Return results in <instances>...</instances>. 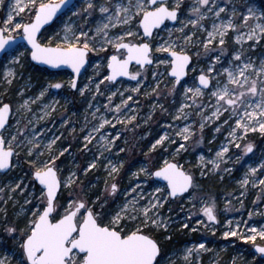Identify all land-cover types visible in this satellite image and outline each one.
<instances>
[{
	"label": "snow or ice",
	"instance_id": "snow-or-ice-1",
	"mask_svg": "<svg viewBox=\"0 0 264 264\" xmlns=\"http://www.w3.org/2000/svg\"><path fill=\"white\" fill-rule=\"evenodd\" d=\"M3 4L4 0H0V5ZM182 7L187 12L184 19H181ZM241 7L243 11L239 10L232 0H226L223 6L220 0H192L189 5H185V0H174L172 4L169 0H103L102 3H97V0H14L0 26V62H3L6 68L4 81L8 85L12 84L17 75L14 66L23 67L22 58L28 56L37 64L52 68H70L75 75L70 80L69 87L83 96L86 90H90L93 78L89 77V83L78 87L77 77L89 63L90 54L107 53L111 49V53L105 57L107 73L95 83L96 93L103 95L100 85L105 82L112 85L117 82L118 77H128L136 81V87L125 91L138 93L147 79L148 69L151 68L154 81L151 92L158 95L164 78H168L172 85L169 92H175L182 79L188 75L189 69L192 72L197 71L200 57L203 56L206 58L207 67L200 68L198 76L194 77L198 85H181L185 100H191L192 104L182 103L173 119H187L188 113L184 110L193 105L200 109L197 115L201 117V131L206 122L219 121L224 117L222 124L218 125L215 131L220 132L223 125H228L227 143L216 152V158L209 161L218 169L219 162H224L230 151L229 145L240 149V141L247 139L249 133L259 132L264 136V58L257 64L247 55L249 50L264 40V0H245ZM97 11L100 17L94 20L93 26L88 27ZM21 14L27 15L28 19L24 20ZM17 17L21 19L17 20ZM73 17L82 19L83 23L78 24ZM54 21H60L63 27L55 33V37H49L46 42H42L41 30ZM166 22L178 24L179 27H169ZM114 29L120 31L114 32ZM161 32H166V38L160 35ZM230 33L234 34L233 44L238 46L231 51L227 47ZM22 41H26L30 47H25ZM246 44L248 48H245ZM22 47L24 51H20ZM193 56L196 57V65L193 64ZM133 62L137 66L135 71L130 70ZM162 66L163 72L160 71ZM94 67L99 75L101 65L96 64ZM62 87L59 82L49 83L36 99L44 97L49 89ZM117 94L121 100L113 107V97ZM206 95L209 101L207 105L203 103ZM107 99L108 104H105L104 108L115 113V123L101 115L100 123L83 137L84 149L96 139L93 133L100 134L106 125L115 128L116 124H128L137 118L135 114L121 118L123 109L134 111L129 105V101L133 100L131 94L124 98V92L116 89ZM198 100L200 103H197ZM28 103L27 100L24 101L21 107L27 108ZM44 107L48 108L49 105ZM89 107L92 105L89 104ZM160 107L163 109V105ZM206 108L211 109L210 115L204 114ZM11 111L10 104L0 101V171H7L16 166L13 157H19L16 148L21 147L23 143H17L18 136L9 131ZM99 111L97 108L96 112ZM45 115L49 113L45 112ZM92 115L95 119L96 113L93 112ZM39 119L43 120L44 116ZM5 132L9 133L7 137ZM39 135L40 133L34 132L32 138L27 140L26 155L34 157L28 160L33 190L24 199V204L31 207L21 208V212L25 213L24 226L6 224L3 227L6 238L0 237V245L11 241L19 254L16 255L14 251L9 255L8 250L0 252V264H13V260L15 264H176V260L162 254L160 242L150 230H168L169 223L161 216L160 209L170 198L183 196L189 193V189L195 188L191 174L185 172L181 165L168 160L154 171L142 166L138 172H133L132 176L139 177L143 174L147 179L159 178L166 182L164 188L155 187L145 197L141 184L137 183L127 193L129 196L131 193L137 195L111 210L106 208V199L97 197L95 200H89L82 187L76 192L73 186L79 187V177L75 172L61 178L62 169L57 160L68 148L60 149L57 153L54 146L60 137L56 136L40 150L41 143L37 139ZM176 135L187 141L193 133L186 125ZM118 138V134L111 138L101 134L98 149L100 155L110 152ZM166 140L169 143L176 142L170 140L165 133L151 145L150 151L162 146ZM184 147V144L179 145V149ZM253 148V143L245 144L243 155L252 153ZM120 151L124 149L121 148ZM45 152L47 159H41ZM200 159L204 161V157ZM240 159L241 157H237V162ZM95 167L94 159L82 171L87 175ZM106 167L109 176L118 175L123 163L117 167L109 160ZM258 168L264 169V162L260 163ZM258 168L249 167L245 178L239 181L241 188L246 189L249 184L248 176H255ZM224 171L231 170L226 168ZM80 183L82 184V181ZM37 184L40 186L39 195L36 194ZM252 184L254 187L257 184L262 186L261 190L264 191V178L258 182L253 180ZM62 188L69 190L63 203L58 195ZM16 189H20L21 194L26 191L20 183H17L12 191ZM105 190L109 191L110 195H115L118 185L113 182L109 186L106 181ZM243 195L242 191L240 196ZM189 198L196 199L192 193H189ZM259 199L260 196H257V200ZM141 200L146 202L141 204ZM239 203L243 207V200H239ZM200 212L207 221L217 222L215 202L205 203ZM252 215V212L248 213L249 219ZM241 223L248 225L247 221H239L233 228L232 221H227L229 230L225 231L223 236L238 237L245 243H251L254 249L253 258L255 259L256 253L260 254L259 264H264V244L257 243L258 239L264 241V225L259 228L248 226L245 234L239 231ZM197 224L204 222L197 220ZM181 227L187 229L189 224L183 223ZM191 230L197 231L196 228ZM201 250L211 251L204 243L186 248L182 257L184 264H192V253L195 251L199 254ZM232 264H236L235 257Z\"/></svg>",
	"mask_w": 264,
	"mask_h": 264
},
{
	"label": "rangeland",
	"instance_id": "rangeland-1",
	"mask_svg": "<svg viewBox=\"0 0 264 264\" xmlns=\"http://www.w3.org/2000/svg\"><path fill=\"white\" fill-rule=\"evenodd\" d=\"M13 2L14 0H4V4L0 5V26H2V21L9 11V5ZM102 2L103 0H97V3ZM173 2L174 0H169L170 4ZM191 2L192 0H185V5H189ZM225 2L226 0H220L221 6ZM232 2L236 4L239 10L243 11L241 6L245 3V0H232ZM181 12V19H184L187 15L186 9L182 7ZM21 17L24 20L28 19L25 14H21ZM21 17L16 19L19 20ZM99 17V12H95L87 26H93L94 20ZM73 20L78 24L83 23L82 19L76 17H73ZM166 23L169 27H179L178 24ZM208 26L210 27V22H208ZM62 27L63 24L56 21L41 35L42 42H46L49 37H55V33L60 31ZM113 31L119 32L120 30L114 29ZM160 35L166 38L167 34L161 32ZM233 35L230 33L228 37L227 47L229 51L238 47L233 44ZM252 43L248 42V44ZM248 44L245 45V48H248ZM23 45L28 47L25 43ZM20 51H24V48H20ZM110 53L111 49L107 53L90 54L89 66L84 75L81 76L78 87H83L84 84L89 83V77L93 78V82L90 84V90H86L83 96L80 95L79 91L69 87V82L73 78L71 72H52L47 68H40L32 63L28 56L22 58L23 67L20 65L14 66L17 75L12 84L8 85L4 81L6 68L4 63L0 62V101L12 106L9 131L18 136L17 143L23 142L21 147L16 148L19 157H13V163L16 166L8 170L6 174L0 172V189H3V191H0V237L6 238V233L3 232V227L6 224L15 223L18 227H23L25 213L21 212V208L22 206L25 209L31 207L24 204V199L33 190L28 160L34 157H28L26 152L27 140L31 139L33 133L36 132L40 133L37 136L38 141L41 143L40 150H43V146L56 136L60 137L54 146L57 153L60 149L68 148V151L57 160V164L62 169L60 172L61 178L75 172L79 177L77 182L79 187L77 185L73 186L76 192H79L80 187H82L89 200H95L97 197H100L101 200L106 199V208L111 210H115L126 199H131L132 196L137 195V193H131V196L127 194L137 183L141 184V190L144 192L145 197L155 187L164 188L166 182L158 181L155 177L147 179L143 174H140L139 177H133L132 173L138 172L142 166L154 171L162 166L165 160L181 165L183 170L194 178L195 188L191 189L189 193H192L196 199H190L189 193H186L175 199L170 198L160 209L161 216L169 223L168 230L152 229L150 231L160 242L162 254L176 260V264H184L182 257L185 254V249L204 243L205 247L211 249V251L201 250L199 254L194 251L190 257L192 264H197V261L199 264H232L234 257L236 258V264H259L261 257L255 254V259L253 258L254 249L251 243H245L238 237L225 238L223 233L229 230L227 224L229 220L232 221L231 227L233 228L237 222L247 221L248 225L241 223L239 229L245 234H247L248 226L259 228L264 225V191L261 190L262 186L257 184L254 187L252 184L253 180L258 182L259 179L264 178V169L258 168L259 164L264 162V136L259 132L249 133L247 139L240 141V149L235 148L234 145H229L230 151L226 155L225 161L219 162V168L215 169L209 161L214 160L216 152L227 143L229 126L223 125L221 131L216 132L215 128L221 125L223 120L221 122L208 121L205 123L203 131H201V117L197 115L200 109L195 105L184 110L188 113L187 119H173L182 103L192 104L191 100H185L183 87L198 85V81L194 77L198 76L200 68L207 67L206 58L200 57L196 72L189 69L187 78L181 82L183 87L178 85L175 92H169L172 85L168 78H164V82L160 84L159 94L152 93L151 89L154 87V81L151 68H149L147 79L141 86L140 92L125 91V89L136 87V81L122 79L112 85H109L108 82L101 84L100 92L103 93L101 95L95 92V83L99 82L103 75L107 73L105 57ZM247 55L251 56L258 64L260 59L264 58V40L249 50ZM96 64L101 65L99 75L96 74L94 67ZM193 64L196 65L195 56H193ZM136 68L137 66L133 64L131 70L135 71ZM160 71H164L163 66ZM57 82L62 83L63 87L61 89H49L44 97L39 100L36 99L40 91L47 87L49 83ZM26 85L28 86L26 87ZM116 89L124 92V98L129 94L133 96V100L129 101V105L134 111H130L128 108L123 109L121 118H124L125 115L135 114L136 120L128 124H116L115 128L106 125L100 134L93 133L96 139L88 145L87 149H84L85 141L83 137L100 123L99 117L101 115L115 123L113 119L115 113L108 112L104 105L108 104V95ZM21 91L23 94H21ZM146 92L150 94L146 95ZM205 92L207 93V90ZM188 95L190 96L191 93ZM26 100L29 102L27 108L21 107ZM120 100L121 97L117 94L113 97L111 106L114 107L115 104L120 103ZM208 102L206 95L203 98V103L207 105ZM197 103H200V100ZM89 104L92 107H89ZM45 105H49V107L45 108ZM154 105L155 107H153ZM160 105H163V109ZM97 108L100 109L99 112H96ZM210 111L211 109L206 108L204 114L210 115ZM45 112H48L49 115H45ZM93 112L96 113L95 119L92 115ZM149 115H151V119H149ZM41 116H44L43 120L39 119ZM186 125L190 127L193 135L187 141H184L176 133ZM165 133L168 134L170 140L176 142L169 143L166 140L162 146H157L156 150L150 151L151 145ZM101 134H106L109 138L119 135L111 151L104 152L102 156L98 151L99 136ZM8 135L9 133L5 132V136ZM249 142L254 145L253 152L245 156L243 155V147ZM180 144H184L185 147L179 149ZM121 148L124 151L121 152ZM177 149H179L178 153ZM96 157H99V159H96ZM201 157H204L203 162L200 159ZM237 157H241L238 162ZM41 159H47V152ZM94 159L96 160V167L85 175L82 170ZM109 160L117 167L120 166L121 162L123 163L118 175L109 176L108 167H106ZM249 167H257L258 172L254 177L252 175L248 176L249 184L246 189L241 188L239 181L245 178ZM226 168L231 171H224ZM106 181L109 186L113 182L118 185V191L115 195H110L109 191L105 190ZM17 183H20L21 187L26 189L23 194H21L20 189L12 191ZM214 183L216 190L212 191L207 188ZM68 191V189H61L59 196L61 203L65 202ZM242 191L244 195L240 196ZM36 194L39 195L38 184L36 185ZM257 196H260L259 200H257ZM239 200H243V207H241ZM228 201H231V203L229 204ZM145 202V200L140 201L141 204ZM212 202H215L217 222L207 221V218L200 212L205 203L211 204ZM249 212L253 213L251 219L248 216ZM197 220L203 221L204 224H197ZM183 223H188L189 228H182ZM204 225L208 226L205 227ZM192 228H196L197 231H192ZM165 237L171 238L166 239ZM257 243L264 244V241L258 239ZM5 250H8L9 255L14 251L16 255L19 254L18 250L13 248L11 241L6 245H0V252ZM13 264H15L14 260Z\"/></svg>",
	"mask_w": 264,
	"mask_h": 264
},
{
	"label": "water",
	"instance_id": "water-1",
	"mask_svg": "<svg viewBox=\"0 0 264 264\" xmlns=\"http://www.w3.org/2000/svg\"><path fill=\"white\" fill-rule=\"evenodd\" d=\"M55 22L56 21H54L52 24H50V25H46L42 30H41V33H40V36L44 33V31L47 29V28H49V27H51V26H53L54 24H55ZM170 24H173L172 22H169ZM18 39H19V37H18ZM22 43H25L26 45H27V42L26 41H22ZM28 46V45H27ZM28 47H30V46H28ZM32 63H34V64H36L37 66H39L40 68H44V69H48V70H50V71H52V72H57V71H69V72H71L72 74H73V76L75 75L73 72H72V70L70 69V68H68V67H66V66H61L60 68H52V67H50V66H47V65H43V64H37L36 62H33V61H31ZM89 63H90V60H89ZM89 63L85 66V68L84 69H82L81 70V74L79 75V77H77V85H79V80H80V78H81V76L82 75H84V73L86 72L85 70L87 69V67L89 66ZM133 64H134V62H133ZM132 67V66H131ZM131 70V69H130ZM187 78V76L186 77H184L183 79H182V81L181 82H183L185 79ZM122 79H125V80H130L128 77H118V79H117V82H119V81H121ZM117 82H115V83H117ZM73 90H75V89H73ZM11 109H12V106H11ZM11 115H12V111H11V114H10V117H9V121H10V119H11ZM10 170V169H9ZM1 173H4V174H6V173H8V170L7 171H0ZM156 180H160L161 182H165V181H163V180H161V179H159V178H156ZM39 186V185H38ZM40 187V186H39ZM191 189H189V191H190ZM186 194V193H185ZM58 195H60V194H58ZM184 195V194H183ZM179 197H181V196H179ZM177 198V197H176ZM175 199V198H174ZM258 256H260V254H258V253H256ZM261 257V256H260Z\"/></svg>",
	"mask_w": 264,
	"mask_h": 264
},
{
	"label": "trees",
	"instance_id": "trees-1",
	"mask_svg": "<svg viewBox=\"0 0 264 264\" xmlns=\"http://www.w3.org/2000/svg\"><path fill=\"white\" fill-rule=\"evenodd\" d=\"M207 188H209L210 190H216L217 188L215 187V183L212 186H208Z\"/></svg>",
	"mask_w": 264,
	"mask_h": 264
},
{
	"label": "bare ground",
	"instance_id": "bare-ground-1",
	"mask_svg": "<svg viewBox=\"0 0 264 264\" xmlns=\"http://www.w3.org/2000/svg\"><path fill=\"white\" fill-rule=\"evenodd\" d=\"M254 177V176H253Z\"/></svg>",
	"mask_w": 264,
	"mask_h": 264
}]
</instances>
